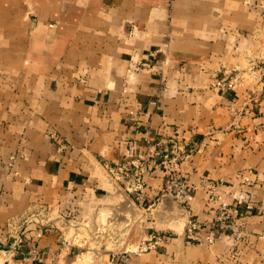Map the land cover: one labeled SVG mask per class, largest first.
Listing matches in <instances>:
<instances>
[{
  "label": "crops",
  "instance_id": "obj_1",
  "mask_svg": "<svg viewBox=\"0 0 264 264\" xmlns=\"http://www.w3.org/2000/svg\"><path fill=\"white\" fill-rule=\"evenodd\" d=\"M128 142L177 154L140 201L114 172ZM170 172L194 187L185 204ZM222 207L242 239H204ZM124 249L128 264H264V0H0V264Z\"/></svg>",
  "mask_w": 264,
  "mask_h": 264
},
{
  "label": "built area",
  "instance_id": "obj_2",
  "mask_svg": "<svg viewBox=\"0 0 264 264\" xmlns=\"http://www.w3.org/2000/svg\"><path fill=\"white\" fill-rule=\"evenodd\" d=\"M216 85L225 90L229 87L228 81L225 79H219ZM57 141V150H62L64 144L59 138L54 137ZM174 148L170 146L168 142L159 143L158 148L152 153V155H145L142 153L138 146L134 142H128L126 145L125 157L123 161L114 169L118 179L125 182V186L130 193L136 196L138 201L142 200L143 193V179L145 174H151L157 168H165L168 170L172 169L173 164L177 161V154ZM15 157L11 156L13 160ZM11 165V163H10ZM206 180L202 181V185L209 187V192L214 193L215 185ZM167 193L171 194L180 204H185L187 199L194 189L184 177L177 173L170 172L165 183L164 188ZM239 199H242L240 197ZM242 201V200H241ZM143 203V201L141 202ZM241 215L238 207L226 208L222 207L219 209L215 217L216 234L205 236L204 239L211 242L221 234L226 233L231 229L235 235L236 240L243 238L242 231L236 224L237 216ZM199 226L194 219H190L187 225L186 235L188 239L199 242L201 237L198 235ZM161 237L156 233H151L149 238L143 240L136 248V252L156 249L161 242ZM134 251L124 249L120 251H114L111 254L110 264H128L130 255ZM40 256V250L36 247L31 249L30 258L36 259Z\"/></svg>",
  "mask_w": 264,
  "mask_h": 264
}]
</instances>
